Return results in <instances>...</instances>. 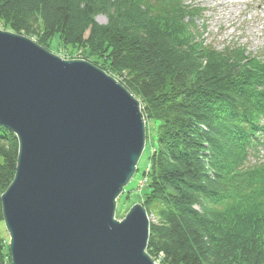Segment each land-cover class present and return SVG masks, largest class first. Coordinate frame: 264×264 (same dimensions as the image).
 I'll list each match as a JSON object with an SVG mask.
<instances>
[{"label": "trees", "instance_id": "1", "mask_svg": "<svg viewBox=\"0 0 264 264\" xmlns=\"http://www.w3.org/2000/svg\"><path fill=\"white\" fill-rule=\"evenodd\" d=\"M201 12L185 0H0V29L49 51L55 35L74 54L89 48L85 59L158 124L141 198L156 220L147 247L154 261L162 252L158 264H264V60L207 43ZM18 150L0 124V264L11 263L1 196Z\"/></svg>", "mask_w": 264, "mask_h": 264}, {"label": "water", "instance_id": "2", "mask_svg": "<svg viewBox=\"0 0 264 264\" xmlns=\"http://www.w3.org/2000/svg\"><path fill=\"white\" fill-rule=\"evenodd\" d=\"M0 124L19 142L1 196L11 264H158L143 204L116 218L147 139L141 103L122 83L0 29Z\"/></svg>", "mask_w": 264, "mask_h": 264}, {"label": "rangeland", "instance_id": "3", "mask_svg": "<svg viewBox=\"0 0 264 264\" xmlns=\"http://www.w3.org/2000/svg\"><path fill=\"white\" fill-rule=\"evenodd\" d=\"M185 2L187 5L201 9V16L197 20V24L205 27L201 38L207 43L219 50L228 45H240L245 48L248 54L256 55L264 60V0H185ZM96 21L101 25H106L108 17L106 14L100 13L96 16ZM79 25V23L73 24L71 28H79ZM90 30L91 26L85 31V40L88 39ZM49 46L51 52L64 59H82L90 62L87 60L90 59L89 48L79 47L78 52L76 51L77 53L74 54L75 51L71 46H66L60 42L58 35L53 36ZM72 56L75 57L72 58ZM157 125L156 121H146L148 136L145 150L138 162L135 175L117 199L116 218L118 220H122L133 205L142 204V195L147 190L143 173L148 167L149 155L156 145L155 131ZM261 159L264 160V151H262ZM150 220L156 222L153 216L150 217ZM6 237L9 248L10 236L8 232ZM163 257V253H159L154 257L155 262L159 263L158 261H161Z\"/></svg>", "mask_w": 264, "mask_h": 264}]
</instances>
